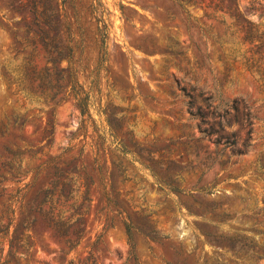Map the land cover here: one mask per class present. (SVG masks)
I'll use <instances>...</instances> for the list:
<instances>
[{
    "label": "rangeland",
    "instance_id": "374dc122",
    "mask_svg": "<svg viewBox=\"0 0 264 264\" xmlns=\"http://www.w3.org/2000/svg\"><path fill=\"white\" fill-rule=\"evenodd\" d=\"M0 264H264V0H0Z\"/></svg>",
    "mask_w": 264,
    "mask_h": 264
},
{
    "label": "trees",
    "instance_id": "16d2710c",
    "mask_svg": "<svg viewBox=\"0 0 264 264\" xmlns=\"http://www.w3.org/2000/svg\"><path fill=\"white\" fill-rule=\"evenodd\" d=\"M212 2V0H210ZM218 5V4H217ZM217 6H214V9H216ZM105 27V26H104ZM69 54H67V60H68V64L65 66V67H62V72L63 74L65 73L66 75V78L64 80H66V85L62 86L61 88H57V92L56 93H53V95L51 96L52 98L56 97V95L58 93H62L63 96L66 95L68 89H70L71 87V92L73 93L75 99L77 100V104L81 110V112H85L86 110V106H87V95L86 94H82L81 92H78V90L74 89V86H73V78H72V70L70 69V58L68 56ZM48 68V67H46ZM25 77H27V80L29 81L28 86H23L22 82H18V80H16V84H17V90L19 92L22 93V97L23 99H25L26 97H29L28 95H32L34 93V90L31 88L32 85H33V81L29 79L28 76H26L25 74ZM31 77V76H30ZM51 98V99H52ZM49 101V100H48ZM48 103V102H46ZM50 103H54V102H50ZM200 121H203V117L200 116ZM201 131L204 132L205 135H208L210 133V130H208L207 128H201ZM128 229V228H127ZM129 231V230H128Z\"/></svg>",
    "mask_w": 264,
    "mask_h": 264
}]
</instances>
